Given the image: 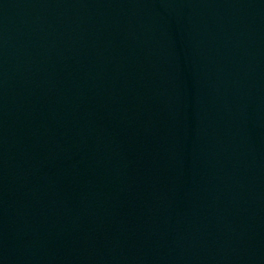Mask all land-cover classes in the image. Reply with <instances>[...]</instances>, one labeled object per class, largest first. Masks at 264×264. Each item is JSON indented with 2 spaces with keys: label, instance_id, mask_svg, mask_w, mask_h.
Wrapping results in <instances>:
<instances>
[{
  "label": "water",
  "instance_id": "95a60500",
  "mask_svg": "<svg viewBox=\"0 0 264 264\" xmlns=\"http://www.w3.org/2000/svg\"><path fill=\"white\" fill-rule=\"evenodd\" d=\"M0 264H264V0H0Z\"/></svg>",
  "mask_w": 264,
  "mask_h": 264
}]
</instances>
